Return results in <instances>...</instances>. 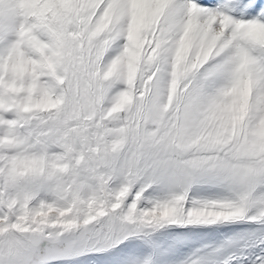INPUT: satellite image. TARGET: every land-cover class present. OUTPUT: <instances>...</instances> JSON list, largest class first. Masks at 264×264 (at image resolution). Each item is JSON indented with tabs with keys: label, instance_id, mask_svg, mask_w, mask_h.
Returning a JSON list of instances; mask_svg holds the SVG:
<instances>
[{
	"label": "snow or ice",
	"instance_id": "obj_1",
	"mask_svg": "<svg viewBox=\"0 0 264 264\" xmlns=\"http://www.w3.org/2000/svg\"><path fill=\"white\" fill-rule=\"evenodd\" d=\"M0 264H264V0H0Z\"/></svg>",
	"mask_w": 264,
	"mask_h": 264
}]
</instances>
